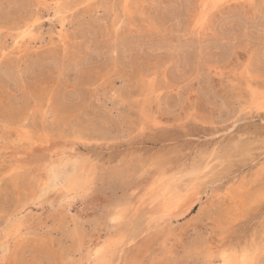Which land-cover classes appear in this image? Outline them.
<instances>
[{
  "label": "rangeland",
  "instance_id": "1",
  "mask_svg": "<svg viewBox=\"0 0 264 264\" xmlns=\"http://www.w3.org/2000/svg\"><path fill=\"white\" fill-rule=\"evenodd\" d=\"M204 2L0 0V264H264V0Z\"/></svg>",
  "mask_w": 264,
  "mask_h": 264
},
{
  "label": "bare ground",
  "instance_id": "2",
  "mask_svg": "<svg viewBox=\"0 0 264 264\" xmlns=\"http://www.w3.org/2000/svg\"><path fill=\"white\" fill-rule=\"evenodd\" d=\"M211 1H213V0H205L204 6H207L209 4V2H211ZM205 21H206V12L204 11L202 13V15L198 16L197 23L202 24ZM63 25L64 24L62 23V27H63ZM253 102L256 104V106L258 108H264V96L254 97ZM53 173H55V172H53ZM81 174L82 173L79 172L77 175H75L73 180L71 178L68 179L66 181V183H67L66 185L70 188L73 186H81L82 179H83V177L81 178V176H79ZM56 175L57 174L55 173V176ZM48 188H49V185L43 184V186L40 189V194H44ZM201 194H202V191L200 189L194 188L191 190H187L184 194H177L176 195V194H173L171 187L166 185L163 193L156 195L157 200H161V199L163 200V205L160 208V214H161L160 219L161 220H163V219H177V218L185 217V216L189 215L193 211L197 202L201 201L200 200ZM149 230H150V228L148 227L147 231H149ZM144 233H146V231H144ZM28 237H29V235H27V234L18 233L14 237L13 247L16 248L20 245L27 243ZM137 239H138V236L136 234H132L128 238H123V239L118 240V241L110 242L108 244V246L105 248L103 247L100 250L97 248V250L94 251V253H93V255H91V257L94 259L95 264H116L120 261L124 248L126 246L134 243ZM113 254H115V256L117 258L116 261H114L112 259ZM219 261L221 262V264H238V261L231 258L226 253L221 255V259ZM243 264H251V262L247 258V259H243Z\"/></svg>",
  "mask_w": 264,
  "mask_h": 264
}]
</instances>
